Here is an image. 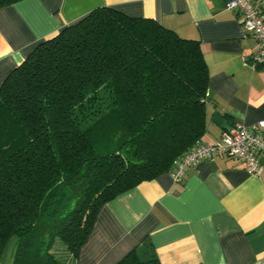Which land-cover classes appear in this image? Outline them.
<instances>
[{"label": "trees", "instance_id": "16d2710c", "mask_svg": "<svg viewBox=\"0 0 264 264\" xmlns=\"http://www.w3.org/2000/svg\"><path fill=\"white\" fill-rule=\"evenodd\" d=\"M207 88L199 40L149 17L100 6L39 42L0 84V256L75 264L104 203L201 141ZM114 264L161 263L144 238Z\"/></svg>", "mask_w": 264, "mask_h": 264}, {"label": "crops", "instance_id": "0c3cea01", "mask_svg": "<svg viewBox=\"0 0 264 264\" xmlns=\"http://www.w3.org/2000/svg\"><path fill=\"white\" fill-rule=\"evenodd\" d=\"M253 1L264 14V0ZM100 6L199 40L208 69L202 142L264 120V64L246 63L257 42L225 0H19L0 8V84L39 42ZM258 162L255 175L221 155L180 182L170 172L140 182L100 207L75 264H114L144 238L161 264H264V156Z\"/></svg>", "mask_w": 264, "mask_h": 264}, {"label": "built area", "instance_id": "2783aa9c", "mask_svg": "<svg viewBox=\"0 0 264 264\" xmlns=\"http://www.w3.org/2000/svg\"><path fill=\"white\" fill-rule=\"evenodd\" d=\"M225 5L237 14L244 33L257 42L246 63L254 68L264 64V14L260 7L253 0H225ZM221 155L236 159L248 172L259 175L261 167L258 158L264 156V120L249 125L235 122L224 128L216 140L196 142L174 160L171 176L175 182H180L190 166Z\"/></svg>", "mask_w": 264, "mask_h": 264}, {"label": "rangeland", "instance_id": "374dc122", "mask_svg": "<svg viewBox=\"0 0 264 264\" xmlns=\"http://www.w3.org/2000/svg\"><path fill=\"white\" fill-rule=\"evenodd\" d=\"M14 242H15V237H12L8 240L4 248V251L2 252V255L0 257V264H10L9 263L11 261L10 256L13 252ZM53 249H56L55 251L59 254L58 256L60 258H64L68 254L65 245L62 244L58 239L55 240Z\"/></svg>", "mask_w": 264, "mask_h": 264}]
</instances>
